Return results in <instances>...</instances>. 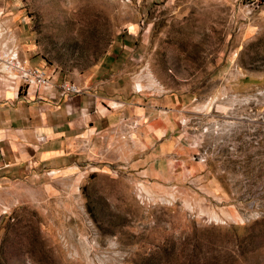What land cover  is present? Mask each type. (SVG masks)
<instances>
[{"label": "rangeland", "instance_id": "obj_1", "mask_svg": "<svg viewBox=\"0 0 264 264\" xmlns=\"http://www.w3.org/2000/svg\"><path fill=\"white\" fill-rule=\"evenodd\" d=\"M122 33L134 93L179 98L186 160L146 173L169 195L97 160L0 178V264H264V0H0V55L56 80L86 84Z\"/></svg>", "mask_w": 264, "mask_h": 264}, {"label": "crops", "instance_id": "obj_2", "mask_svg": "<svg viewBox=\"0 0 264 264\" xmlns=\"http://www.w3.org/2000/svg\"><path fill=\"white\" fill-rule=\"evenodd\" d=\"M129 37L122 33L113 42L80 92L49 91L38 99L17 93L16 85H6L0 93V178L31 177L43 169L72 166L79 159L88 164L97 160L104 167L128 161L141 174L163 178L170 161L186 160L176 107L179 98L169 106L165 94L145 100L134 93L129 79L137 44ZM114 101L123 105H107ZM81 107L90 112L82 116ZM128 115L139 116L140 122L131 139L114 131L119 119ZM40 134L45 140H37Z\"/></svg>", "mask_w": 264, "mask_h": 264}, {"label": "built area", "instance_id": "obj_3", "mask_svg": "<svg viewBox=\"0 0 264 264\" xmlns=\"http://www.w3.org/2000/svg\"><path fill=\"white\" fill-rule=\"evenodd\" d=\"M0 64L7 76L15 82L17 87V93L19 88L23 91V94H34L36 98L41 99L46 96V92L57 91L61 95H67L83 90V86L75 83L70 79L63 78L56 80L52 78L47 71L40 66L31 65L26 59H22L19 56L16 46L11 44L6 47L3 55H0ZM110 107H120L123 105L121 101H114L113 103H107ZM79 112L82 116H85L90 112L88 107L79 108ZM118 128H114V131L119 133L122 138H132V133L139 125V116H122L118 121ZM185 123V119L180 120V125ZM120 126V130H119ZM117 127V126H116ZM182 134V131H180ZM37 140H45L43 134L38 135ZM193 158L203 159L201 152H196L192 155ZM110 170H125L131 174L132 168L129 166L128 161H119L115 164L107 165ZM134 192L136 198L142 203L154 202L157 200H164L167 193H156L150 188V181L146 174H140L133 181Z\"/></svg>", "mask_w": 264, "mask_h": 264}]
</instances>
